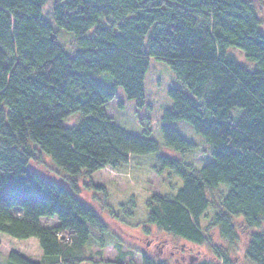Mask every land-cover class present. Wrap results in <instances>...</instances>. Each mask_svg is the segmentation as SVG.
<instances>
[{
  "label": "trees",
  "instance_id": "16d2710c",
  "mask_svg": "<svg viewBox=\"0 0 264 264\" xmlns=\"http://www.w3.org/2000/svg\"><path fill=\"white\" fill-rule=\"evenodd\" d=\"M47 1L0 0V234L36 239L42 252L38 263L11 252L7 264H83L93 255L102 257L110 231L78 200L77 178L105 168L119 171L134 155L158 152L154 141L128 133L106 112L117 87L143 105L150 58L165 62L180 82L169 90L173 105L163 116L165 144L182 155L189 151L190 144L169 125L185 122L211 145L213 161L196 170L170 157L157 158L153 171H172L182 187L147 201L144 233L154 227L202 246L216 229L235 250L239 220L248 234L245 262L264 264V35L255 4L50 0L56 25L75 36L79 50L68 54L41 16ZM231 49L256 69L241 65ZM103 73L113 80L108 89L98 83ZM234 109L241 111L235 120ZM73 114L81 115L79 123L65 127ZM38 155L63 171L67 187L29 168ZM90 187L107 197L104 187ZM130 205L135 208L134 199ZM42 219L57 224L45 227ZM115 247L123 261L126 254ZM140 259L167 264L146 253ZM196 264L233 263L223 252L216 261Z\"/></svg>",
  "mask_w": 264,
  "mask_h": 264
},
{
  "label": "rangeland",
  "instance_id": "374dc122",
  "mask_svg": "<svg viewBox=\"0 0 264 264\" xmlns=\"http://www.w3.org/2000/svg\"><path fill=\"white\" fill-rule=\"evenodd\" d=\"M250 1L256 6L261 22L260 31L264 35V0ZM52 7V2L48 0L42 7L41 16L51 25L57 42L68 54H74L79 50L75 36L56 25ZM144 50H148V39L145 40ZM230 52L241 65L250 71L256 69L255 64L248 62L240 51L231 49ZM97 79L99 85L105 89L113 86L112 77L106 73L99 75ZM174 86H180V82L171 68L165 62L150 58L144 79L143 105L138 106L135 101L129 100L123 88L117 87L115 99L106 107L107 115L117 126L132 135L146 136L158 145L159 150L154 154L132 156L128 165L122 170L114 171L105 168L90 178H77L78 200L93 209L110 231V238L106 239L110 245L102 250V257L93 255L92 262L83 264H141L140 253H146L154 260L160 259L167 264H196L202 260L216 261L217 256L223 252L229 256L233 264H247L243 255L248 234L241 228L242 222L239 220L235 221L239 236L235 250L228 247L216 229L209 231L208 241L202 246L186 244L180 239L160 233L154 227L149 228V235L143 231L148 215L147 201L155 195L161 197L174 195L182 187L181 179L172 171L165 170L162 175L153 171L157 158L159 156L170 157L196 170L202 169L213 161L211 145L185 122H173L169 125L190 144L189 151L182 155L165 144L162 134L163 116L165 111L171 109L173 105L169 90ZM205 113L208 117V113ZM240 114L241 111L234 109L231 117L235 120ZM80 119V114H73L64 121V126L71 128L77 125ZM38 158V161H32L29 164L33 172L50 182L64 187L68 186L62 170L56 168L45 156L38 155ZM90 186L104 187L107 197ZM219 188L227 193L226 186L221 185ZM216 192L217 199L220 193ZM132 199L135 200L134 209L130 205ZM129 211H132V217L127 215ZM111 212L114 215H111ZM41 224L45 227H52L57 224V220L42 219ZM115 244L119 245L121 252L126 254L123 261L118 259ZM97 250L95 247L92 248L94 254ZM11 252L34 263H38L42 256L36 239L16 240L0 234V264H7V256Z\"/></svg>",
  "mask_w": 264,
  "mask_h": 264
}]
</instances>
